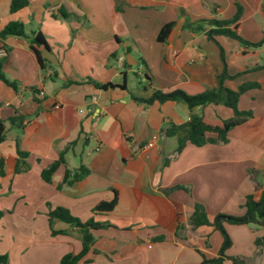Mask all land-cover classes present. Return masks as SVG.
Returning <instances> with one entry per match:
<instances>
[{
    "label": "crops",
    "instance_id": "1",
    "mask_svg": "<svg viewBox=\"0 0 264 264\" xmlns=\"http://www.w3.org/2000/svg\"><path fill=\"white\" fill-rule=\"evenodd\" d=\"M10 12L0 0V32L22 23L28 36L3 39L0 120V255L8 264H59L81 250V233L54 222L49 208L67 209L81 222L92 217L108 224L93 232L94 244L78 264H199L218 257L220 233L194 227L201 207L209 222L222 214L242 217L246 196L264 189V64L262 46L253 48L222 35L209 37L213 22L248 43L264 35V0H27ZM173 23L163 41V26ZM122 58L121 66L118 59ZM235 91L245 83L240 112L251 113L232 128L225 144H186L176 153V137L164 130L195 114L210 126L233 116L223 105L198 106L166 101L144 104L156 91L180 90L195 96L218 86ZM111 84L113 88L98 85ZM58 105L59 109H54ZM16 119L11 125L9 119ZM27 154L16 172L15 141ZM206 137L214 139V134ZM65 150L64 165L50 181L42 170ZM82 163L89 173L67 186L65 170ZM27 167L23 169L22 167ZM117 194L114 210L93 215ZM227 216V215H224ZM231 246L222 264H264V229L224 223ZM261 244L256 245V239Z\"/></svg>",
    "mask_w": 264,
    "mask_h": 264
},
{
    "label": "trees",
    "instance_id": "2",
    "mask_svg": "<svg viewBox=\"0 0 264 264\" xmlns=\"http://www.w3.org/2000/svg\"><path fill=\"white\" fill-rule=\"evenodd\" d=\"M28 5L27 0H11L10 3V12L14 13L25 8ZM236 18L228 21V22H213L216 26V29L211 30L209 32V37L213 38V35H222L233 39L244 46H250L253 48L260 47L264 45V35L261 40L256 43H248L242 40L234 30L227 28L226 26L232 24ZM173 27V23H169L162 27L160 33L158 35V41H163L165 37L170 32ZM0 36L2 39L8 36L22 37L27 39L30 46L32 44L36 45H44L43 38L37 34L35 36H28L24 31V26L22 23L11 22L9 23L1 32ZM264 70L263 65H255L249 69L247 72ZM231 77L226 74L224 71L218 77V86L213 90H208L205 93L189 96L180 90H174L167 93H162L156 91L152 94V96L146 100L134 98L136 101L144 103V104H152L153 102L163 103L166 101H174L183 103L190 111L194 108L201 106H207L210 104L213 105H223L229 108L233 116L229 119L222 121L221 126H210L205 124L202 121V118L198 115L191 114L188 122L175 126L170 125L164 130V135L166 137H176L177 148L176 153H179L186 144L193 145L195 147H202L208 143H219L225 144L226 137L228 132L238 126L246 122L250 117L251 113L240 112L237 108L240 97L249 90L258 89L259 85L257 83H245L238 87L237 90L232 91L224 87L223 83L226 79H230ZM0 81H2L6 86L16 89V85L13 82L8 81L4 78L1 73V65H0ZM101 88H113L111 84L107 85H98ZM16 119H9L11 125L14 124ZM207 134H214L215 138L211 139L206 137ZM6 137V128L4 123L0 120V144L4 142ZM16 154H17V163H16V172L19 171L22 165H24L23 160L27 157V154L22 152L19 147V137L16 138L15 141ZM64 155L65 150L60 152L57 160H55L52 164H50L46 169L42 170L41 178L45 182H49L52 174L56 171V169L64 165ZM1 165V163H0ZM23 169L27 167L23 166ZM89 170L80 162L78 167L73 171L65 170L62 183L59 185V188L62 185L70 186L80 180H82L86 175H88ZM0 175H2V170L0 167ZM114 196L111 201L100 203L95 206L92 210V214L95 216L97 214H107L114 210L117 204V194L113 192ZM242 207L245 210V213L242 217H231V216H216L212 222H209L204 210L196 206L194 213L190 217V222L194 227L211 225L214 229H216L222 238V243L218 252V257L210 260H203L199 264H222L224 262L225 251L230 248L231 241L229 236L224 230V223H228L231 225H254L256 227L264 229V189L256 188L253 194H250L245 197ZM48 223L51 229V235H64V231H54L52 229V225L54 222H61L69 227L75 228L81 233V243L82 247L78 254H67L63 256L59 262V264H78V262L85 257L88 253L91 246L94 244V236L93 232L97 230L107 229L109 227L108 224L99 223L94 220L92 217L86 222H81L79 219L74 217L67 209L57 207L54 209L49 208L48 213ZM256 245L261 244V238L256 239ZM0 264H8V259L5 255H0ZM233 264L235 261L233 260Z\"/></svg>",
    "mask_w": 264,
    "mask_h": 264
},
{
    "label": "built area",
    "instance_id": "3",
    "mask_svg": "<svg viewBox=\"0 0 264 264\" xmlns=\"http://www.w3.org/2000/svg\"><path fill=\"white\" fill-rule=\"evenodd\" d=\"M5 55H6V50H5V47H4V42H3V39L0 36V59H2ZM118 63L121 66V64H122V58H119L118 59ZM54 109H59V106L58 105H55L54 106Z\"/></svg>",
    "mask_w": 264,
    "mask_h": 264
},
{
    "label": "rangeland",
    "instance_id": "4",
    "mask_svg": "<svg viewBox=\"0 0 264 264\" xmlns=\"http://www.w3.org/2000/svg\"><path fill=\"white\" fill-rule=\"evenodd\" d=\"M261 49L263 50V56H264V45H262V47H261ZM243 208V207H242ZM223 216L224 215H227L228 217L230 216V215H228V214H222Z\"/></svg>",
    "mask_w": 264,
    "mask_h": 264
}]
</instances>
